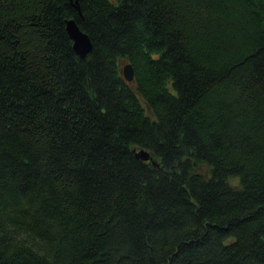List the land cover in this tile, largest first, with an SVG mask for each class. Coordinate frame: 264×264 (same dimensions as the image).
<instances>
[{
    "label": "trees",
    "instance_id": "16d2710c",
    "mask_svg": "<svg viewBox=\"0 0 264 264\" xmlns=\"http://www.w3.org/2000/svg\"><path fill=\"white\" fill-rule=\"evenodd\" d=\"M78 1L0 0V264H264V0Z\"/></svg>",
    "mask_w": 264,
    "mask_h": 264
},
{
    "label": "water",
    "instance_id": "95a60500",
    "mask_svg": "<svg viewBox=\"0 0 264 264\" xmlns=\"http://www.w3.org/2000/svg\"><path fill=\"white\" fill-rule=\"evenodd\" d=\"M69 2L77 9L79 14L81 15L80 6L78 3L79 1L69 0ZM66 29L69 34V37L73 41V49L77 56L81 59L88 58L92 53V43L89 36L81 31L75 20L66 21ZM123 73L127 81H133L134 70L130 64L125 65ZM136 156L145 161L152 159L150 154L144 150L138 151Z\"/></svg>",
    "mask_w": 264,
    "mask_h": 264
},
{
    "label": "rangeland",
    "instance_id": "374dc122",
    "mask_svg": "<svg viewBox=\"0 0 264 264\" xmlns=\"http://www.w3.org/2000/svg\"><path fill=\"white\" fill-rule=\"evenodd\" d=\"M200 171L207 173V172H206L207 169H206L205 166H204ZM237 182H238V179H235V182H234V183L237 184Z\"/></svg>",
    "mask_w": 264,
    "mask_h": 264
}]
</instances>
